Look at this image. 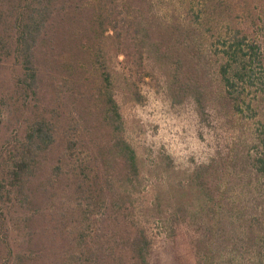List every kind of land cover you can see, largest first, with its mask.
Masks as SVG:
<instances>
[{
  "label": "rangeland",
  "instance_id": "rangeland-1",
  "mask_svg": "<svg viewBox=\"0 0 264 264\" xmlns=\"http://www.w3.org/2000/svg\"><path fill=\"white\" fill-rule=\"evenodd\" d=\"M104 1L110 27L101 30L94 23L97 2L72 0L74 24L61 50L48 49L43 60L47 93L38 107L57 104L49 112L58 117V137L76 138L85 176L94 175L97 187L82 191L55 177L60 142L38 157L35 264L70 261L80 234L97 238L105 254L119 252L135 229L150 243L149 264H197L200 256L207 264H264V182L252 166L264 129V0ZM3 14L4 33L11 15ZM234 31L259 47L262 60L261 66L255 60L252 83L235 87L247 102L239 110L226 96L219 59ZM2 61L5 153L23 135L30 104L13 92V59ZM102 65L121 116L119 135L136 154V176L112 147L116 137L99 95Z\"/></svg>",
  "mask_w": 264,
  "mask_h": 264
},
{
  "label": "trees",
  "instance_id": "trees-1",
  "mask_svg": "<svg viewBox=\"0 0 264 264\" xmlns=\"http://www.w3.org/2000/svg\"><path fill=\"white\" fill-rule=\"evenodd\" d=\"M71 1L0 0V23H3L4 12H7V15L10 12L11 15L10 21L8 19L4 21V23L8 22V30H4V33L0 32L1 66L7 63L2 60L13 59L17 67L11 77L13 92L23 101L29 100L30 104L27 108V123L23 135L17 138L16 144L7 152L0 151V264H35L38 259V247L34 252L31 250V246L36 245L31 224L38 215L32 207L33 177L41 164L38 157L53 150L57 142L61 143L62 148L60 162L52 168L55 177L72 182L77 185L78 190L91 188L93 192L96 191V177L92 175L91 179L89 175L85 176L88 165L86 158H82L76 151V138L68 135L60 139L58 137V117L54 118L51 115L53 112H49L52 110L56 113L57 104L53 107L49 104L38 107L39 96L47 93L43 86L45 82L43 60L49 55L48 49L61 50L64 34L74 24L73 16L68 14ZM89 1H96L99 8L94 15L96 26L101 30L110 27L107 19L108 11L104 10L105 1ZM89 6L91 7V2L87 5ZM94 8L95 6L91 7ZM231 37V42L223 48L219 58L224 61L221 64V78L226 96L232 97L234 109L239 110L241 105L247 102L242 97L243 91L242 94L236 92L235 87L243 90L244 85L252 83L255 60L258 61L259 66L262 65V60L256 59V50L259 52V47L247 42V36L239 35L234 31ZM88 46L85 44L82 49L88 51L90 50ZM43 47L45 54L41 57L40 51ZM101 68L99 95L105 106V121L116 137L112 147L125 168L136 176L138 168L135 151L119 135L122 121L112 93L111 75L104 65ZM67 82L68 80L63 83ZM60 86L62 87V84ZM80 141L78 140L79 145H81ZM259 142L261 144L259 147L262 148L256 153L252 166L264 182V129L260 134ZM107 204H109L108 200ZM26 205L30 206L26 207ZM117 209L121 211V208ZM80 226V231L84 230L83 225ZM74 239L80 243V247L73 250L70 261H63L62 264L69 262L70 264H149L150 243L144 231L140 229H135L133 235L129 234L121 240L119 252H113L112 248L108 254L101 252L102 248L99 247L97 238L94 242L87 236L82 238L80 234L75 235ZM197 264H207V261L200 256L197 258Z\"/></svg>",
  "mask_w": 264,
  "mask_h": 264
}]
</instances>
